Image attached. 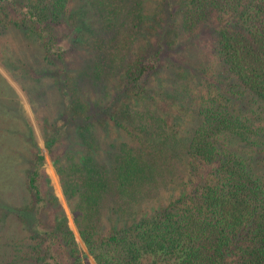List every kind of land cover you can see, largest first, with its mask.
I'll return each mask as SVG.
<instances>
[{
    "label": "trees",
    "instance_id": "1",
    "mask_svg": "<svg viewBox=\"0 0 264 264\" xmlns=\"http://www.w3.org/2000/svg\"><path fill=\"white\" fill-rule=\"evenodd\" d=\"M77 1L0 0L17 42L0 64L24 91L43 84L44 146L83 248L21 110L25 132L0 121V264H264V170L243 153L264 123L237 103L264 109V0ZM203 25L226 82L207 100L196 73L158 76L173 30Z\"/></svg>",
    "mask_w": 264,
    "mask_h": 264
},
{
    "label": "rangeland",
    "instance_id": "2",
    "mask_svg": "<svg viewBox=\"0 0 264 264\" xmlns=\"http://www.w3.org/2000/svg\"><path fill=\"white\" fill-rule=\"evenodd\" d=\"M70 1H73L72 9H75L74 7L81 4V2L77 0ZM170 1L171 0H168L169 6L171 3ZM157 2H159V0H145V4L148 8H153ZM87 10L90 11V7L88 5L86 6V11ZM163 19V23H165L166 20L165 18ZM173 31V34L175 36L173 35L172 39L174 40V42L172 43L170 49L166 50L164 59L162 58V70L158 76L162 78H165L164 76H166L165 81L167 83H170L171 80L169 79V77H172L174 73H189L188 75L196 73L198 76L196 77V79H198V81L201 83L199 87L202 89L200 90V92L203 93L204 100H207L210 96L207 94V90H210V93L213 95L220 93V89L225 91L226 82L224 74L221 68L217 65L216 60L211 51L212 34L209 31V27L207 25H203L186 32L183 31L180 26H178ZM15 44L17 45V42L15 41L13 34L10 30L0 32L1 47H12ZM134 44H136V42ZM21 45L24 46V43L21 42ZM3 55H6V51ZM66 60H68L70 64L69 67L71 69L74 67L77 68L80 64L81 56L79 53L74 54L73 52H69L66 57ZM173 62L175 66L172 67L170 63ZM30 65L34 70H37L39 68L38 64ZM16 72L19 73V70L16 69ZM0 75L4 78V80L7 82V84L13 91L12 92L9 89H5L4 87L0 86V121L1 118L5 120L7 129L10 131V133L12 132L15 126L25 132L27 127L23 125L24 123H22L24 121L22 118L23 113L21 112V110H23L24 115L26 117V121L30 126L31 134L33 136V139L35 140L36 146L45 155V162L43 164L44 171L47 173L50 182L53 186V190L57 198L59 199L60 204L63 206L65 213L68 216V219L70 220V225L73 229L79 246L83 248V245L77 235L76 230L73 227V224L68 214V210L64 204L62 195L60 193L58 177L54 171L52 160L48 156L46 148L44 146L46 130L44 128L41 115L42 113L48 114L47 108L50 107L46 105V101L44 98L41 99L36 94V91L38 92V89L40 88V86H43V84L40 80V82H37L36 85H34V88L32 85H29V87H24V91L21 88V85L9 75V73L3 68L1 64ZM196 90L190 92V95L194 97V95L197 93ZM29 100L33 104H31ZM237 103L243 106V109H253L251 114L258 117L257 119H259V122L264 123V109H256L252 104L248 103L247 98L244 100H240ZM260 132L262 133V131ZM10 136L12 137L14 135ZM17 144L22 149V141L18 142ZM244 152L248 153L247 155H251V163L253 162L257 166L258 170H264V136L260 135V137L258 138V143L252 148L245 149L243 153ZM89 260L91 261V259Z\"/></svg>",
    "mask_w": 264,
    "mask_h": 264
}]
</instances>
